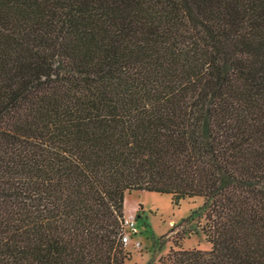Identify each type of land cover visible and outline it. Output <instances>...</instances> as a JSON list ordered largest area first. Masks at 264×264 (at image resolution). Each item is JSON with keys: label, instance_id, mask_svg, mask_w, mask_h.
I'll use <instances>...</instances> for the list:
<instances>
[{"label": "trees", "instance_id": "trees-1", "mask_svg": "<svg viewBox=\"0 0 264 264\" xmlns=\"http://www.w3.org/2000/svg\"><path fill=\"white\" fill-rule=\"evenodd\" d=\"M132 190L264 264V0H0V264H125Z\"/></svg>", "mask_w": 264, "mask_h": 264}, {"label": "rangeland", "instance_id": "rangeland-1", "mask_svg": "<svg viewBox=\"0 0 264 264\" xmlns=\"http://www.w3.org/2000/svg\"><path fill=\"white\" fill-rule=\"evenodd\" d=\"M205 211L202 196L185 197L175 204L169 193L127 192L123 217H134L135 226L126 228L130 240L124 245L129 252L125 264H155L170 248L209 250L211 244L201 230Z\"/></svg>", "mask_w": 264, "mask_h": 264}, {"label": "built area", "instance_id": "built-area-1", "mask_svg": "<svg viewBox=\"0 0 264 264\" xmlns=\"http://www.w3.org/2000/svg\"><path fill=\"white\" fill-rule=\"evenodd\" d=\"M134 226H135V218L134 217H132V218H124L123 217V220L121 222V233H120V240H121V243L123 245H126L130 240V237L126 231V228H130L133 230ZM137 245H138V242H137Z\"/></svg>", "mask_w": 264, "mask_h": 264}]
</instances>
